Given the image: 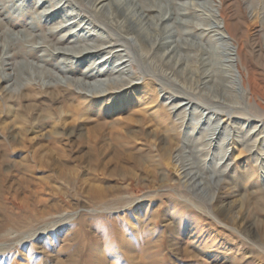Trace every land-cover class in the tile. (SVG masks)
Wrapping results in <instances>:
<instances>
[{"label": "rangeland", "instance_id": "1", "mask_svg": "<svg viewBox=\"0 0 264 264\" xmlns=\"http://www.w3.org/2000/svg\"><path fill=\"white\" fill-rule=\"evenodd\" d=\"M5 1L21 6L22 0ZM68 2L75 12L93 20L97 29L105 27L84 10L87 1ZM232 2L231 13L241 23L251 65L264 84V0ZM73 8L67 6L65 13ZM62 19L49 22L47 28L60 27ZM67 32L68 28H60L55 33ZM171 46L155 51L153 71L140 73L135 67L137 75L129 86L112 89L79 116L76 108H88V101L80 105L82 99L56 100L42 89L19 94L16 90L10 99L9 86L0 83V264H264V248L257 245L260 253L253 252V237L228 226L239 223L246 204L255 200L253 181L258 179L264 186V133L251 139L257 140L252 151L237 141L230 145L228 155L235 170L220 191L221 213L180 185L160 193L150 187L160 178L154 172L155 145L147 137L137 139L131 131L141 127L159 132L155 111L168 113L187 93L214 110L225 108L232 110V116L251 120L243 118V129L229 138L239 139L257 124L264 127V112L255 107L253 96L242 95L238 78L229 90L220 91L215 102L198 81L201 67L193 59L194 52H179L185 61L179 70L184 67L180 70L184 73H175L166 58L158 56ZM176 60L177 56L171 63ZM86 66L83 62L78 69ZM167 91L177 97L172 104ZM226 114L217 116L220 126L237 124ZM119 126L137 141L128 144L117 138ZM185 128L179 127L183 132ZM219 161V157L208 159V165L213 168ZM164 169L174 172L171 167ZM246 169L245 177L235 173Z\"/></svg>", "mask_w": 264, "mask_h": 264}, {"label": "bare ground", "instance_id": "2", "mask_svg": "<svg viewBox=\"0 0 264 264\" xmlns=\"http://www.w3.org/2000/svg\"><path fill=\"white\" fill-rule=\"evenodd\" d=\"M78 1L81 4L87 1L89 5H85L84 10L103 22L105 27L97 29L95 22L75 12L68 0H36L34 3L32 0L31 4L29 0H22L20 5L26 8L15 3L6 5L5 0H0V83L6 82L5 88L9 86L10 99L17 95H13L16 90L19 94L42 89L56 100L82 99L80 105L88 101V108H76L79 116L112 89L122 90L129 86L137 75L135 67L140 68V73L141 69L153 71L155 51L172 45L171 50L157 55L166 58V63L176 73L183 72L180 70L184 67L180 70L179 67L185 64L179 52H194L193 59L201 67L198 81L211 100L219 101L220 91L229 90L230 85L239 79L242 95L247 99L253 96L255 107L264 112V84L258 81L251 65L241 23L231 13L232 0ZM67 6L73 9L65 13ZM61 16L60 27L47 28L49 22ZM60 28H68V32L57 36L55 32ZM175 56L177 60L172 64ZM83 62H87V66L79 70ZM8 69L13 72H7ZM168 95L166 98L172 104L177 97L171 92ZM186 96L184 100L174 102L168 113L155 111V127L159 132H147L138 127L131 133L138 136L137 139L147 137L146 140L155 145L153 171L160 173V178L150 186L153 192L160 193L165 187L180 185L221 213L224 206L219 205L223 201L220 191L235 170L229 160V147L237 141L245 146L244 150L252 151L257 140L251 139L263 134L264 127L257 124L239 139L229 138L233 132L239 133V129H243V118L251 120L232 116V110L225 108L214 110L212 106L196 102L191 94ZM156 97L159 98V94ZM220 113H227V120L233 118L237 124H230L231 128L220 126L221 121L216 119ZM195 118L194 123H188ZM262 121L264 124V117ZM182 125L186 126L184 132L179 129ZM115 131L117 138L128 144L137 141L120 126ZM222 133L226 137L220 139ZM215 145L220 150L217 151ZM215 157L220 161L211 168L208 159L212 161ZM163 167H171L174 172ZM238 172L235 171L239 176L248 170ZM253 182H256L255 200L246 204V214L241 216L239 223L233 221L228 226L236 233L253 237L256 246L264 248V186L259 185L258 179ZM232 211L227 210V213ZM210 217L217 219L216 216ZM23 228L24 225L18 231L23 232ZM256 246L250 248L259 254Z\"/></svg>", "mask_w": 264, "mask_h": 264}]
</instances>
